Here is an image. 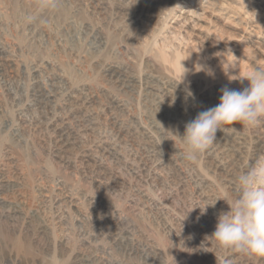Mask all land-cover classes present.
Masks as SVG:
<instances>
[{
  "label": "rangeland",
  "instance_id": "rangeland-1",
  "mask_svg": "<svg viewBox=\"0 0 264 264\" xmlns=\"http://www.w3.org/2000/svg\"><path fill=\"white\" fill-rule=\"evenodd\" d=\"M100 1L0 0V179L8 185L0 183V203L9 206L0 204V264H221L227 250L206 231L237 195L205 152L184 159V145L158 121L182 135L198 112L215 107L203 96L242 90L253 67L264 69V0H159L141 37L115 0ZM128 63L137 82L119 87L104 70ZM155 76L194 94L189 113L146 99L145 79ZM60 125L80 138L61 154L71 166L53 153ZM233 127L248 144L254 139V127ZM83 150L91 151L85 165ZM91 164H102L106 177L92 179ZM196 192L204 207L218 200L215 207L201 215ZM182 232L198 249L176 239ZM152 250L158 261L146 254ZM247 257L237 263H256Z\"/></svg>",
  "mask_w": 264,
  "mask_h": 264
},
{
  "label": "clouds",
  "instance_id": "clouds-1",
  "mask_svg": "<svg viewBox=\"0 0 264 264\" xmlns=\"http://www.w3.org/2000/svg\"><path fill=\"white\" fill-rule=\"evenodd\" d=\"M138 2L139 0H136L134 5ZM197 65L206 75L214 76L212 69L205 64ZM185 70L186 75L189 70ZM240 81H246L247 87L242 90L223 87L219 103L215 107L198 112L194 119L185 124L182 135L178 130H166L158 121L165 132L171 133L184 145L185 150L181 153L184 159H198L200 154L216 142L218 130L237 131L234 125L255 127L264 120V69L253 67ZM186 91L187 96L194 99V94L190 90ZM163 140L168 139H162V142ZM238 183L239 195L231 203L225 201L229 210L219 213L215 231L206 238L214 240L219 249L243 252L264 259V158H258L241 174ZM217 201L213 204L205 202L203 210L196 208H199L203 215L209 207H215Z\"/></svg>",
  "mask_w": 264,
  "mask_h": 264
},
{
  "label": "bare ground",
  "instance_id": "bare-ground-1",
  "mask_svg": "<svg viewBox=\"0 0 264 264\" xmlns=\"http://www.w3.org/2000/svg\"><path fill=\"white\" fill-rule=\"evenodd\" d=\"M158 1L159 0H139V2L136 5H134L136 3V0H115L114 6L117 9V11H119L118 13L122 15L123 19H125V21H127V23H128L127 26L129 27V29L131 28L132 32H136L134 37H136V36L141 37L142 34L147 33V32H145V28H146L145 26L149 23H154V20L157 17L155 15V13H156L155 10H156V6L159 5ZM97 2H99V0H97ZM100 2H103V0H101ZM203 17H201V19ZM195 31L199 32V33H196ZM190 33H191V35H193L197 39L204 38L202 36V30L193 28V32L190 31ZM245 39H246L245 41H247V42H253L254 43L252 36H248V38L246 37ZM257 45H261V44L255 43L253 46L256 47ZM176 67L178 69H181L180 62H178V64H176ZM130 68H131V65L129 63H128V65H118V66L109 65L106 67L104 72H105L107 77L114 80V83L117 86L123 87V88H130L137 82V79L135 78V76L129 72ZM258 68H260V67H258ZM155 77H153V78L147 77L145 79V81H146L145 82V97H146V99L153 100V102L156 104V106H158L157 109H160V110L161 109L163 110L164 109L163 107L166 106V107H169L174 112L179 113L181 115H186V113H189L190 111L188 112V108L187 107L184 108V104H187L189 102V99H190V97L187 96V93L185 91H183L182 89H180L176 85V83H174L172 80H168L167 78H166L167 80L159 79L160 77L159 78H157V77L155 78ZM216 94H217V96L215 98H213L212 95H210V93L203 96V101H206V102L209 101V103H211L212 106L213 105L216 106L219 103L221 92H218ZM161 105H163V107H160ZM210 108H212V107H210ZM66 125H60V126L55 128L56 141L54 143L55 147H54L53 153L56 154V156L64 163L63 166H71V162L68 161V158L65 156H61V154L69 153V149L73 145H77L78 140L80 138L79 137H73L72 139H70V136L67 134V132L70 131V127H68L69 125L68 126H66ZM252 137L254 139L248 144V139L243 137V135H241V134H238V133L231 131V130H223V131L218 130L216 133V142L207 151H205V155H206V158L208 160V164L213 169L214 174L217 175L218 177H220V180L223 179V180H225V182L229 183V185L232 186L231 188L234 192L233 194L237 195V196L239 195V192H240V185L238 183V177L241 174L245 173L253 165V163L264 154V145H263L264 144V121L261 120V122L256 127L253 128ZM105 148H106V150H105L106 155L107 156L112 155L111 150L109 149V146H106ZM90 153H91V151H87V150L82 151V154L79 155L80 159H82L81 165H85V163H87L89 160H91ZM248 153H250L248 158H247V160L250 158L249 162L244 161V157H246V154H248ZM168 164L169 165L173 164L172 160H170V163H168ZM83 167H85V166H83ZM103 169L104 168H103L102 164H98V165L97 164H93V165L91 164V165H89V168H88L90 176L92 177V179L93 178H102L103 175H105V177H106L107 173L106 172L103 173ZM134 174H135L136 178H138L139 174L142 175V170H140V169L137 170V168H136ZM144 174H145V172H144ZM150 177L152 180H155L156 174L151 173ZM110 178H112V177L110 176ZM0 180H1L0 183H4V186H3L4 188L8 187V185L5 184L6 182H4L5 181L4 179L1 178ZM178 186L180 187V185H178ZM195 194L198 198L197 199V201H198L197 205L195 204V210L198 212L199 211L201 212V210H203V208H204V206L202 205L203 195L200 192H196ZM0 204L4 205L5 203L2 200ZM4 207L9 208L8 205H4ZM196 207H199L201 210L199 208H196ZM15 213H17V211L13 212V214H15ZM209 223H210V221H207V223H205V224H207V226H208ZM181 230H182V228H181ZM183 230L185 231L186 228H183ZM100 231L102 232V234H100V236H102L104 239L105 238L107 239V237H109V234L106 233V230L103 231V229H100ZM100 231H99V233H100ZM209 234L210 233H207V231H206L207 237L211 236ZM187 236L188 235H185V232H182V236L181 237L176 236V239L179 240V238H180L181 240H185V238H187ZM187 239H188L187 241H189L188 244H191L196 249H198L197 248L199 245L198 242L196 243L192 238H187ZM207 240H208V238H207ZM205 242L206 241H202V243H205ZM209 243H212V242H209ZM222 251L224 253L226 250L225 251L222 250ZM219 252H221V251H219ZM238 253H240V252L227 250L224 257L222 258L223 262H221V264H235V263H237V260L240 261L246 257V253L242 252V254H239V255H238ZM146 254L153 261H156V260L158 261L159 256H160L158 254V252H155L154 250H152L151 253L147 252ZM241 257H243V258H241ZM247 258L248 259H251V258L256 259L257 261L255 264H259V263L264 264V259H262V258H257V257H253V256L247 257ZM239 264H241V262Z\"/></svg>",
  "mask_w": 264,
  "mask_h": 264
}]
</instances>
